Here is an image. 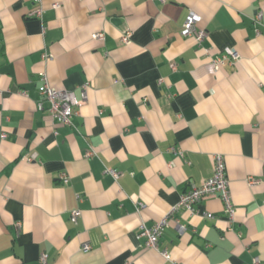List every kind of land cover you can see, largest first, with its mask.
Instances as JSON below:
<instances>
[{"label": "crops", "instance_id": "0c3cea01", "mask_svg": "<svg viewBox=\"0 0 264 264\" xmlns=\"http://www.w3.org/2000/svg\"><path fill=\"white\" fill-rule=\"evenodd\" d=\"M41 7L37 18L33 0H0V264H264V0ZM190 12L201 42L181 35ZM226 48L238 59L214 69ZM42 74L83 94L71 126L48 113ZM88 147L96 157H84ZM217 153L233 217L216 195L194 214L175 212L158 241L168 260L137 237L138 226L211 177Z\"/></svg>", "mask_w": 264, "mask_h": 264}, {"label": "built area", "instance_id": "2783aa9c", "mask_svg": "<svg viewBox=\"0 0 264 264\" xmlns=\"http://www.w3.org/2000/svg\"><path fill=\"white\" fill-rule=\"evenodd\" d=\"M164 2L165 0H158ZM42 0H33L35 4V9L33 14L37 18L42 17L43 9L41 7ZM56 5H54L55 7ZM262 18V14L259 12L253 18V24H260ZM200 17L198 14L194 12H190L184 21L181 29V35L183 37H192L197 42L203 41L205 37V32L201 30L195 29V24L199 21ZM91 37L93 39H103V32H94ZM121 41L127 43L129 41V33L122 36ZM43 57L45 59H51V54L47 51H44ZM231 59L232 61H236L238 59V54L230 49L226 48L222 54L215 57L212 61L213 68L217 69L220 64H222L225 60ZM171 69L175 70V65L171 64ZM41 95L43 101L48 103L47 111L52 117V119L57 120L59 123L65 126H71V119L74 114L77 113V110L83 105L85 102L84 96L77 97L74 91H68L63 89H58L53 87L46 74L41 75ZM161 82V80H159ZM39 109H43L42 102L38 104ZM6 134L3 133L1 138H5ZM97 152L94 148L88 147V149L84 152V157L92 158L96 157ZM34 157V156H33ZM213 162V174L211 177L206 179L200 186H189L185 189L179 196L178 202L173 206L170 212L164 216L163 218L156 221L152 226H146L144 222H141L138 226L137 237L145 238L146 246L152 248L169 260L168 251L163 249L160 250L158 248V241L164 230L169 224V219L172 214L179 210L186 211L190 214H194L197 212V204L201 202V200L207 196H219L221 201L224 204V210L226 214L232 218L234 214V207L231 203V199L228 191V178L225 171V161L224 156L222 154H214L212 156ZM105 172L111 175L115 180L119 177L120 172L113 168H105ZM62 183L66 184L68 182V178L65 174H61ZM248 183L254 184L257 179L254 177H248ZM142 208V204H137L136 211H139ZM80 212L78 210H74L70 214V220L72 223L76 224L79 218ZM206 217L211 218L210 214H206ZM18 225V224H17ZM90 248L89 244H83L82 249L88 250ZM40 261L42 263L46 262V256L41 255ZM257 262V259L254 260ZM172 264H176L172 262Z\"/></svg>", "mask_w": 264, "mask_h": 264}]
</instances>
